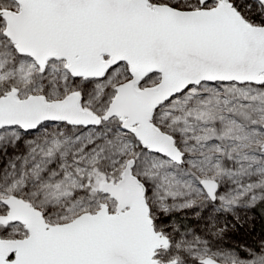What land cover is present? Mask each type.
<instances>
[{
	"label": "snow or ice",
	"instance_id": "6c2138e0",
	"mask_svg": "<svg viewBox=\"0 0 264 264\" xmlns=\"http://www.w3.org/2000/svg\"><path fill=\"white\" fill-rule=\"evenodd\" d=\"M264 0H0V264H264Z\"/></svg>",
	"mask_w": 264,
	"mask_h": 264
},
{
	"label": "trees",
	"instance_id": "16d2710c",
	"mask_svg": "<svg viewBox=\"0 0 264 264\" xmlns=\"http://www.w3.org/2000/svg\"><path fill=\"white\" fill-rule=\"evenodd\" d=\"M256 228L261 232L262 229H264V221L260 220L259 219V216H258V222L256 224Z\"/></svg>",
	"mask_w": 264,
	"mask_h": 264
},
{
	"label": "rangeland",
	"instance_id": "374dc122",
	"mask_svg": "<svg viewBox=\"0 0 264 264\" xmlns=\"http://www.w3.org/2000/svg\"><path fill=\"white\" fill-rule=\"evenodd\" d=\"M257 222H258V216H257V219L255 221V232H256L257 235H259L261 232L256 228Z\"/></svg>",
	"mask_w": 264,
	"mask_h": 264
}]
</instances>
